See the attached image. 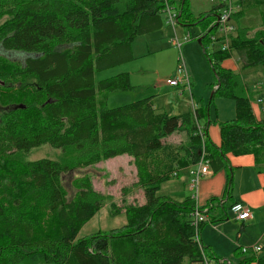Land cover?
I'll return each instance as SVG.
<instances>
[{
	"label": "trees",
	"instance_id": "1",
	"mask_svg": "<svg viewBox=\"0 0 264 264\" xmlns=\"http://www.w3.org/2000/svg\"><path fill=\"white\" fill-rule=\"evenodd\" d=\"M171 1L176 24H201V43L211 39L226 2L216 0L195 15L187 0ZM232 3L263 11L261 27L252 34L241 28L229 50L243 68L262 65L264 72V0ZM162 7L157 0H0V47L23 56H0L6 99L0 114V264H205V257L210 264H230L195 238L204 222L197 229L192 224L190 197L178 201L158 194L163 182L198 161L197 130L207 108L202 104L171 118L153 96L108 107L107 92L132 87L129 73L95 79L98 71L134 58L136 36L171 26ZM229 50H216L209 60L215 92L234 100L236 115L219 124L220 145L204 137L207 158L216 172L227 165L228 154H249L264 170V118L256 119L241 76L221 66ZM207 124L201 125L204 136ZM179 129L187 135L183 147L163 141ZM43 144L73 151L80 169L128 156L143 202L120 206L124 226L77 238L99 207L98 194L81 176L73 179L76 193L68 198L62 176L69 170L61 162L14 158ZM230 183L231 178L226 197ZM250 262L264 264V245L237 264Z\"/></svg>",
	"mask_w": 264,
	"mask_h": 264
},
{
	"label": "rangeland",
	"instance_id": "2",
	"mask_svg": "<svg viewBox=\"0 0 264 264\" xmlns=\"http://www.w3.org/2000/svg\"><path fill=\"white\" fill-rule=\"evenodd\" d=\"M216 0H187L189 10L198 15L210 9ZM236 2V0H232ZM232 14L233 31L229 35L230 41L238 31L243 28L252 34L251 30L261 27L263 21V11L259 7H244L235 9ZM5 19L0 18V23ZM201 24L183 26L176 24L174 28L165 26L160 30L136 36L132 42L131 49L134 58L130 61L112 66L95 74L97 81L114 76L117 73L127 72L130 76L131 88L124 90H114L107 92L106 105L108 107L120 106L144 97L153 96L155 106L165 112L169 117L193 111L202 105L207 108L206 118H200L199 123L207 124L205 139L213 145H220V126L219 124L235 118V102L232 98L223 97L215 92L216 86L214 71L209 57L214 59L216 50H219L221 41H212L205 38L202 43L198 42L199 34L202 32ZM190 39L182 43L179 51L172 42L175 34L182 39L186 34ZM213 34L219 36L217 31ZM231 54V55H230ZM228 56L221 64L232 69V63L237 62L238 73L250 96V102L256 104L257 109L263 108L264 114V72L262 65L243 68L237 55L232 50L225 53ZM230 55V56H229ZM0 56L10 60H22L23 56L14 52H8L0 47ZM182 57L184 66L189 77L190 86L180 84L179 87H169L167 81L173 77L178 58ZM232 57V58H231ZM235 68V66H234ZM5 95L0 92V114L5 103ZM258 100H261L259 103ZM164 142L176 144L183 147L187 143V135L183 129L175 131L165 137ZM47 157L63 164L68 172L62 176L63 185L67 192V197L72 198L76 193L73 179L75 177L87 176L93 190L98 194L99 207L93 217L87 221L79 230L77 238L97 232H108L114 228H120L127 223V217L120 209L125 203L139 202L144 200L143 190L139 185L136 170L131 159L126 156H117L86 168L74 167L75 158L70 149H57L48 144H43L33 148L28 152H18L14 158L19 161L35 160ZM211 172V170H210ZM235 175V174H234ZM189 168H182L179 174L160 185L158 194L168 196L175 200L182 201L191 196L189 188ZM205 176L200 179L204 180ZM198 203L202 206V193H200ZM233 189L235 191L247 189V171L236 172ZM220 197V196H219ZM225 212L227 219L223 218L213 223L207 222L200 230V239L204 245H210L215 257L240 260L244 256L253 254L252 252L236 253L235 249L239 246H251L253 244H264V217L258 215L256 220H250L245 230H241L242 222L237 221L236 214L229 207L230 200L226 201ZM111 204H115L112 207ZM252 212L254 209L251 210ZM235 215V216H234ZM239 250V249H238ZM235 254L237 256H235ZM45 264V263H41Z\"/></svg>",
	"mask_w": 264,
	"mask_h": 264
},
{
	"label": "crops",
	"instance_id": "3",
	"mask_svg": "<svg viewBox=\"0 0 264 264\" xmlns=\"http://www.w3.org/2000/svg\"><path fill=\"white\" fill-rule=\"evenodd\" d=\"M231 63H232L231 70L236 71L240 69V68H237L236 61H234V63L233 62ZM221 66L224 67V65L222 64ZM225 68H227V66ZM171 87H174V86H171ZM260 101L261 100H258L259 103H261ZM200 106H198L197 108H199ZM251 108L257 120L264 118V114L262 113L263 108H262V111H261V108L257 109L256 104H253L252 101H251ZM199 125L201 126L202 124L200 123ZM206 132H207V127H206ZM190 166L191 165L187 167L189 168ZM239 171L240 172L247 171L248 184L244 186L247 189L235 191L233 189V185H234L233 183H234V178H236V172H239ZM230 178H231L230 194L228 197H226L225 195L226 189L229 184ZM200 193L203 194L202 195L203 202H205V200L208 199L207 203L202 205L203 207L207 208L206 210L207 221L203 223V226L208 221L213 223L214 221H219L223 218L227 219V215L225 212V206H226L225 202L228 200H230V203H229L230 208L234 203H240L248 207L250 210L251 217H249L248 219L237 220L235 218L237 221L242 222L241 228L243 229L241 230H245L250 220H256L258 218V215H263L264 217V170L260 169L255 164V161L252 155L247 154V155L234 156L232 154H228L227 155V165L216 172L211 170V172L205 176L204 180L200 182ZM252 209H254L253 212L251 211ZM200 241L202 242L201 239ZM207 247H209L211 252L214 255H216L212 251L213 249L210 247V245H207ZM235 251H237L236 253H238V251L241 252L240 250H236V249ZM249 252H252V251H249ZM252 253L254 254V252ZM235 256L237 255L235 254ZM247 256H244L243 258ZM243 258H241L240 260H242ZM240 260L232 261L230 259H226V261H228L230 264H237ZM249 264H256V263L250 262Z\"/></svg>",
	"mask_w": 264,
	"mask_h": 264
},
{
	"label": "built area",
	"instance_id": "4",
	"mask_svg": "<svg viewBox=\"0 0 264 264\" xmlns=\"http://www.w3.org/2000/svg\"><path fill=\"white\" fill-rule=\"evenodd\" d=\"M157 1H160L161 4L163 5L162 12L165 13L166 23L171 25L172 28H174L176 21H177V9H176L175 4L172 3L171 0H157ZM223 1L226 2V5L221 9L219 13V16L217 19V25H216V29H217L219 36L216 37L215 34H211L210 38L212 41L219 40L220 38L221 45L219 49L229 50L230 42H231L229 39V35L233 31V24L229 22L230 21L232 22L231 17L234 12V4L232 3L231 0H223ZM172 40L175 46H177V48L180 51L182 47V43L184 41L189 40V34H186L182 39H180L175 34ZM178 62H179L178 66L175 69L173 77L170 78L167 81V83L169 86H174V87H179L180 84H185L189 87L190 86L189 77L187 75V71L184 66V61L181 56L178 58ZM197 132L201 136L202 146L200 149L198 161L189 167V174H190L189 188L191 190L190 198L193 202L191 218H192V224L195 226L196 229L200 223L207 221V218H206L207 208L199 205L198 198H199L200 179L210 173V163H209V159L207 158V151H206L207 149L204 144V135H203L200 125H198ZM231 210L234 211V213L236 214L237 220H246L249 217H251L249 208L240 203L233 204L231 206ZM195 238L199 241L200 239L199 233H196ZM239 250L242 253H247L249 251L258 253L262 251V246L259 244H253L251 246H239ZM205 259H206L205 264H210V262L208 261L206 257Z\"/></svg>",
	"mask_w": 264,
	"mask_h": 264
},
{
	"label": "water",
	"instance_id": "5",
	"mask_svg": "<svg viewBox=\"0 0 264 264\" xmlns=\"http://www.w3.org/2000/svg\"><path fill=\"white\" fill-rule=\"evenodd\" d=\"M217 18H218V17H217ZM216 24H217V22L215 23V25H216ZM198 42L201 43V39H200V38H198Z\"/></svg>",
	"mask_w": 264,
	"mask_h": 264
}]
</instances>
